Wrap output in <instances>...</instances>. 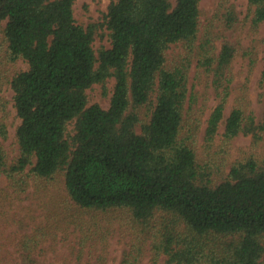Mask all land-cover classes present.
<instances>
[{
    "label": "trees",
    "instance_id": "16d2710c",
    "mask_svg": "<svg viewBox=\"0 0 264 264\" xmlns=\"http://www.w3.org/2000/svg\"><path fill=\"white\" fill-rule=\"evenodd\" d=\"M75 1L0 0L6 59L28 63L11 79L19 155L9 162L0 142V175L24 187L25 175L49 182L63 172L69 201L52 222L20 235L24 264H41L38 247L64 227L87 231L99 223L85 214L117 209L141 222L144 234L118 264H140L146 251L152 264H264V165L254 156L237 160L215 181L195 145L206 106L196 105L191 79L195 66L193 79L212 81L218 96L204 131L210 147L231 94V64L241 53L251 72L256 49L223 40L218 51L211 32L200 36L201 0H113L103 22L88 25L77 20ZM248 1L258 28L264 0ZM103 27L110 46L96 48ZM173 46L183 51L169 55ZM111 78L110 105L89 104L87 89L99 83L105 92ZM245 98L226 117L225 142L245 133L262 138L264 116L257 122ZM0 135L8 137L1 119ZM86 264L108 260L99 255Z\"/></svg>",
    "mask_w": 264,
    "mask_h": 264
},
{
    "label": "rangeland",
    "instance_id": "374dc122",
    "mask_svg": "<svg viewBox=\"0 0 264 264\" xmlns=\"http://www.w3.org/2000/svg\"><path fill=\"white\" fill-rule=\"evenodd\" d=\"M111 1L113 0H76L75 16L84 25L92 22L101 23ZM200 7V36L211 32L209 35L214 38L218 51L223 40H227L234 46L254 47L258 56L251 72L248 69V59L241 53L234 58L231 64V94L225 109L224 121L214 144L210 147H205L204 131L207 118L218 102V96L212 81H207L204 77L193 79L195 66L191 71L192 82L194 81L198 90L196 105L206 106L201 126L196 132L198 134L195 145L200 158L212 163L214 168L212 176L218 181L227 176L234 161L254 156L261 165H264V132L259 141H255L252 135L246 133L238 135L231 142H225L223 137L226 117L242 98L243 92L246 95L248 108L253 111L257 122L263 119L264 87L260 84V76L263 68L264 23L258 28L252 26L248 0H201ZM229 15L232 19H229ZM5 24L4 20L0 25V119L7 124L8 137L4 139L0 135V142L6 150L9 162H13L19 155L16 128L21 119L14 106L11 79L18 71L27 69L28 63L23 58L15 61L6 59L3 39ZM108 39L107 29L100 28L93 41L94 46L96 48L102 44L110 46ZM182 51V47L173 46L169 49V55L173 56ZM114 82V78L108 81L105 92L99 83L88 88L89 104L99 103L107 108L110 105ZM140 111L141 116H148L146 106ZM69 130L73 131V124L69 126ZM25 177L28 181L22 187L15 186L6 175H0V264H24L17 246L20 235L31 231L35 225L52 222L56 212L64 210L65 203L69 202L63 172H59L49 182L38 181L30 175ZM92 215H97L99 223H96L91 230L82 231L77 223H72L59 231L56 239L47 238L44 245L38 247L36 253L41 264H77L79 261L86 264L95 261L99 255H105L108 264H118L124 250L130 247L132 241L134 239L137 241L138 236L144 235L141 233L143 224L134 221L130 214L122 209L108 213L92 211L91 214H85V217L89 220ZM84 233L90 237L81 249L80 242ZM161 257L159 262L163 263L165 256ZM140 264H152L150 251H146Z\"/></svg>",
    "mask_w": 264,
    "mask_h": 264
}]
</instances>
